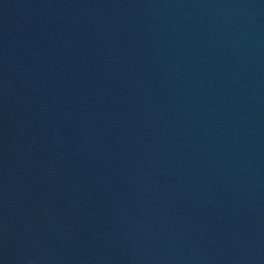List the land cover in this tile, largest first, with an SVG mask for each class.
Instances as JSON below:
<instances>
[{
	"label": "water",
	"instance_id": "1",
	"mask_svg": "<svg viewBox=\"0 0 264 264\" xmlns=\"http://www.w3.org/2000/svg\"><path fill=\"white\" fill-rule=\"evenodd\" d=\"M0 264H264V0H0Z\"/></svg>",
	"mask_w": 264,
	"mask_h": 264
}]
</instances>
